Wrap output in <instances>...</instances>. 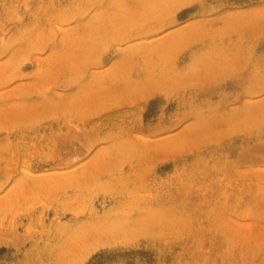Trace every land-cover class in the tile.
Here are the masks:
<instances>
[{"label": "rangeland", "instance_id": "374dc122", "mask_svg": "<svg viewBox=\"0 0 264 264\" xmlns=\"http://www.w3.org/2000/svg\"><path fill=\"white\" fill-rule=\"evenodd\" d=\"M0 264H264V0H0Z\"/></svg>", "mask_w": 264, "mask_h": 264}]
</instances>
